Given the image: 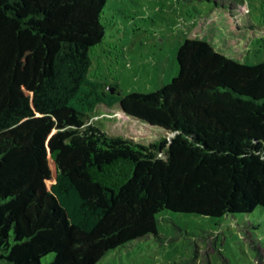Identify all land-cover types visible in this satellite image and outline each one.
Here are the masks:
<instances>
[{"label":"trees","instance_id":"trees-1","mask_svg":"<svg viewBox=\"0 0 264 264\" xmlns=\"http://www.w3.org/2000/svg\"><path fill=\"white\" fill-rule=\"evenodd\" d=\"M106 3L0 0V264H96L165 209L264 208V60L187 37L169 83L119 94L90 75ZM100 104L164 134L110 133Z\"/></svg>","mask_w":264,"mask_h":264},{"label":"rangeland","instance_id":"rangeland-1","mask_svg":"<svg viewBox=\"0 0 264 264\" xmlns=\"http://www.w3.org/2000/svg\"><path fill=\"white\" fill-rule=\"evenodd\" d=\"M102 22L106 33L91 50L90 75L117 83L123 94L169 83L187 37L205 39L243 62L264 60V0H107ZM91 121L145 144L164 134L119 105L100 104ZM158 219V234L111 249L96 264H264L261 206L220 217L165 209Z\"/></svg>","mask_w":264,"mask_h":264},{"label":"water","instance_id":"water-1","mask_svg":"<svg viewBox=\"0 0 264 264\" xmlns=\"http://www.w3.org/2000/svg\"><path fill=\"white\" fill-rule=\"evenodd\" d=\"M107 88H108L109 90L113 91V92H114V90L116 89L115 86H111V85L107 86ZM118 93L120 94V93H122V92H121V91H118Z\"/></svg>","mask_w":264,"mask_h":264},{"label":"flooded vegetation","instance_id":"flooded-vegetation-1","mask_svg":"<svg viewBox=\"0 0 264 264\" xmlns=\"http://www.w3.org/2000/svg\"><path fill=\"white\" fill-rule=\"evenodd\" d=\"M110 91H111V90H110ZM111 92H112V93H116V92H117V90L115 89V90H114V92H113V91H111ZM117 93H118V92H117Z\"/></svg>","mask_w":264,"mask_h":264}]
</instances>
